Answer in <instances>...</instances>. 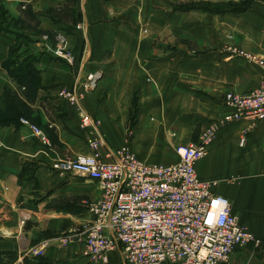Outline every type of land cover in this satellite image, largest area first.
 <instances>
[{
  "label": "crops",
  "instance_id": "0c3cea01",
  "mask_svg": "<svg viewBox=\"0 0 264 264\" xmlns=\"http://www.w3.org/2000/svg\"><path fill=\"white\" fill-rule=\"evenodd\" d=\"M203 3L214 7L195 6ZM226 3L0 0L13 22L10 32L0 31V109L9 103L6 90L15 92L49 142L29 125L0 124V264H124L121 249L110 251L107 262L86 254L88 204L99 198L100 185L51 164L89 154L90 142L104 140L113 151L128 145L142 160L170 165L179 160V145L197 143L209 124L225 119L231 112L225 95L250 92L264 78L262 67L224 51L234 43L264 57V0L235 12L221 8ZM17 32L33 42L22 51L38 58L37 87L33 77L21 84L4 67ZM63 37L73 64L55 54ZM92 73L100 76L97 86L81 103L93 122L82 127L60 92ZM246 130L243 122L225 124L197 172L230 200L255 238L234 251L230 264H264V121L242 146Z\"/></svg>",
  "mask_w": 264,
  "mask_h": 264
},
{
  "label": "built area",
  "instance_id": "2783aa9c",
  "mask_svg": "<svg viewBox=\"0 0 264 264\" xmlns=\"http://www.w3.org/2000/svg\"><path fill=\"white\" fill-rule=\"evenodd\" d=\"M224 51L264 69V57L234 43L226 44ZM55 54L71 64L75 61L64 37ZM99 77L98 73L88 74L75 89L60 92L79 111L82 127H89L93 118L81 99L97 86ZM224 103L230 114L209 124L197 143L179 145L176 163H150L128 145L113 151L104 140L90 142L89 154L52 162L53 170L84 176L101 187L99 198L88 204L92 222L84 229L86 254L91 260L107 262L110 251L121 249L124 264H230L234 251L255 239L234 213L230 200L199 177L197 162L207 156L225 124L247 125L241 137L243 146L247 132L264 121V78L250 92H228ZM21 122L49 144L41 128L25 118ZM42 252L34 251L36 255Z\"/></svg>",
  "mask_w": 264,
  "mask_h": 264
},
{
  "label": "trees",
  "instance_id": "16d2710c",
  "mask_svg": "<svg viewBox=\"0 0 264 264\" xmlns=\"http://www.w3.org/2000/svg\"><path fill=\"white\" fill-rule=\"evenodd\" d=\"M73 6L71 8H75L76 2L73 1ZM252 0H245L242 2H229L226 4L220 5L222 7H226L230 11L237 10H245L249 7ZM75 5V6H74ZM193 6V5H191ZM200 9L212 10L214 7L213 3H203L201 5H195ZM1 7V15H0V31H11L12 23L7 19V12L4 6ZM73 8V9H74ZM187 9V5H179L176 6V9ZM219 10V9H218ZM17 41L11 47L9 56L4 62V67L9 71L11 76L19 81L21 84H26L28 77H33V80L37 85H39V71L35 68V63L38 61V58L32 55L24 56L22 49L24 45H29L32 42L30 37L25 33L17 32ZM6 97L8 100V105L5 110L0 109V124L1 125H11L14 124L16 126H20L22 124L21 119L25 118L29 120L32 124L34 120L30 117V109L23 102V100L12 90H6ZM37 125V124H35Z\"/></svg>",
  "mask_w": 264,
  "mask_h": 264
},
{
  "label": "rangeland",
  "instance_id": "374dc122",
  "mask_svg": "<svg viewBox=\"0 0 264 264\" xmlns=\"http://www.w3.org/2000/svg\"><path fill=\"white\" fill-rule=\"evenodd\" d=\"M181 4H183V3H181ZM176 6V5H175ZM176 8V7H175Z\"/></svg>",
  "mask_w": 264,
  "mask_h": 264
}]
</instances>
